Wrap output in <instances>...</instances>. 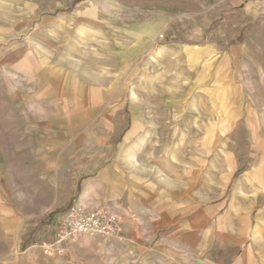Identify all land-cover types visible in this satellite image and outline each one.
I'll return each instance as SVG.
<instances>
[{"label":"rangeland","instance_id":"1","mask_svg":"<svg viewBox=\"0 0 264 264\" xmlns=\"http://www.w3.org/2000/svg\"><path fill=\"white\" fill-rule=\"evenodd\" d=\"M199 259L264 264V0H0V264Z\"/></svg>","mask_w":264,"mask_h":264},{"label":"built area","instance_id":"2","mask_svg":"<svg viewBox=\"0 0 264 264\" xmlns=\"http://www.w3.org/2000/svg\"><path fill=\"white\" fill-rule=\"evenodd\" d=\"M121 230L118 215L107 208L90 209L82 204H72L57 227L51 240L41 242L49 255L66 253V245L83 235L99 236L104 240L115 237Z\"/></svg>","mask_w":264,"mask_h":264},{"label":"bare ground","instance_id":"3","mask_svg":"<svg viewBox=\"0 0 264 264\" xmlns=\"http://www.w3.org/2000/svg\"><path fill=\"white\" fill-rule=\"evenodd\" d=\"M131 133H133V131L130 132V134H131ZM130 134L126 137V139H129ZM139 147H140V146H139ZM127 149H128V148H127ZM128 150H130V149H128ZM124 151H125V150H124ZM126 153H127V152H126ZM129 154H130V155H129V158H133V157L135 156L136 153H135V152H130ZM131 162H132V161H131ZM132 164H133V163H132Z\"/></svg>","mask_w":264,"mask_h":264},{"label":"crops","instance_id":"4","mask_svg":"<svg viewBox=\"0 0 264 264\" xmlns=\"http://www.w3.org/2000/svg\"><path fill=\"white\" fill-rule=\"evenodd\" d=\"M122 238H123V237H121V236L118 237V239H122ZM198 262H199V264H203V263H204V261H202L201 259H199Z\"/></svg>","mask_w":264,"mask_h":264}]
</instances>
